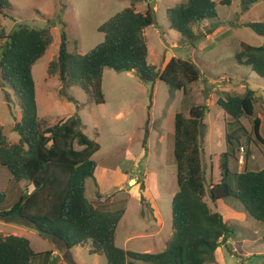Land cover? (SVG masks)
<instances>
[{
	"label": "trees",
	"instance_id": "trees-1",
	"mask_svg": "<svg viewBox=\"0 0 264 264\" xmlns=\"http://www.w3.org/2000/svg\"><path fill=\"white\" fill-rule=\"evenodd\" d=\"M260 1L240 0L243 11H249ZM219 5L231 7L232 0H182L168 10L170 29L197 49L200 26L208 23L209 30L214 32L222 27ZM13 10L8 0H0L1 15L7 18ZM156 25L154 9L149 7L146 13H140L134 7L126 8L99 27L105 40L86 55L71 52L63 32L58 58L49 64L48 73L58 76L64 89L81 88L96 105L106 103L103 76L107 69L135 73L146 84L159 80L171 92L187 94L190 86L201 82L203 74L189 60L173 58L161 72L149 64L145 30ZM240 27L264 38V22ZM0 39L5 40L0 53L1 78L16 93L22 110L21 121L14 127V133L19 135L17 143L10 144L0 128V167L10 172L12 184L22 186L28 182L27 188L31 189L13 205L5 194L0 195V220L28 225L57 250H61L59 243L70 252L89 245L90 254L104 256L107 264L215 263L223 244L235 238L234 229L218 211L220 205L232 200L264 226V168L250 170L246 166L243 172L231 170V161L238 160L237 153L243 145L247 146V162L255 155L254 149L264 147L261 119L256 111V106L262 108L264 104L253 90L248 89L243 96L220 98L216 103L226 117L227 151L221 156L219 183L212 178L209 182L202 164L201 139L207 127V107L193 106L189 117L182 113L175 116L178 192L172 202L173 238L161 253L127 251L116 245V231L125 210L108 211L86 197L88 180L96 181L98 166L94 157L100 145L84 133L78 114L51 127L39 116L33 69L52 45L50 29L24 26L6 35L0 25ZM235 60L264 79V44H241ZM61 94H65L64 90ZM148 138L149 131L143 143L145 148ZM206 197L216 211L210 208ZM98 199L101 200L100 194ZM50 254L35 252L25 237H5L0 233V264H33Z\"/></svg>",
	"mask_w": 264,
	"mask_h": 264
},
{
	"label": "rangeland",
	"instance_id": "rangeland-1",
	"mask_svg": "<svg viewBox=\"0 0 264 264\" xmlns=\"http://www.w3.org/2000/svg\"><path fill=\"white\" fill-rule=\"evenodd\" d=\"M8 1L14 10L8 13L10 16L7 18L0 14V25L6 35L24 26L50 29L52 45L33 69L39 116L47 120L51 127L78 114L84 124V133L100 145L101 149L94 157L98 166L96 181L88 180L86 197L108 211L125 210L116 231V245L137 253L165 251L174 235L172 202L178 192L174 156L175 116L182 113L189 117V110L193 106L207 107V127L201 139L202 164L206 178L219 183L222 179L221 156H216L225 150L226 133L225 115L217 107L215 98L243 96L245 91L251 89L264 104V79L235 60L241 44L253 47L264 44L263 37L249 28L240 27L264 22V0L249 11H243L240 0H232L231 7L219 5L222 35L210 31L209 24L204 23L198 32L208 48L201 50L185 43L178 32L170 29L168 10L181 0ZM131 7L140 13H146L149 7L156 10L157 25L145 30L150 52L149 64L161 72L173 58L192 61L203 74L202 83L190 86L188 93L184 94L183 91L171 92L159 80L146 84L135 73H117L107 69L103 76L106 103L96 105L81 88L64 89L58 76L49 75L48 67L58 58L63 32H66L70 42V51L86 55L105 40L99 27ZM4 41L0 39V53ZM224 79H231L230 87H221L216 92L217 96L213 95V83H222ZM63 90L64 95L61 94ZM256 111L263 119L264 107L256 106ZM21 118L19 98L2 81L0 73V128L10 144L19 141L14 127ZM245 124L248 126L249 121ZM147 131L149 138L145 148L143 143ZM262 133L264 135V130ZM242 148L244 152L240 149L238 160L231 161L233 172H243L248 166L245 158L247 146L243 145ZM254 154L255 160L251 158L250 164L256 167L250 165L249 169L264 168L261 163L264 160V147L254 149ZM11 180L10 172L0 167V195L5 194L8 203L13 205L31 189L27 188L28 182L16 186ZM99 194L101 200L98 199ZM206 202L216 211L208 197ZM218 211L234 229L235 238L224 243L216 254V262L209 264H264V226L233 200L220 205ZM0 233L5 237L15 235L29 239L33 250L38 253L58 251L52 242L40 237L28 225L0 220ZM58 245L61 247L59 257L53 259L52 264H107L104 256L90 254L89 245L72 253L63 244Z\"/></svg>",
	"mask_w": 264,
	"mask_h": 264
},
{
	"label": "crops",
	"instance_id": "crops-1",
	"mask_svg": "<svg viewBox=\"0 0 264 264\" xmlns=\"http://www.w3.org/2000/svg\"><path fill=\"white\" fill-rule=\"evenodd\" d=\"M182 1V0H181ZM215 2H218L219 3V1L220 0H214ZM156 11V10H155ZM201 27V26H200ZM203 27V26H202ZM216 33H221V29H219L218 31H216ZM215 33V34H216ZM221 35H222V33H221ZM209 37V36H208ZM207 41V40H206ZM200 43H198V47H197V49H199V50H201V49H207L208 47V45L206 46V42H203L202 41V39H200V41H199ZM222 80V79H221ZM228 81H229V83H227L228 81H225V79L222 81V83H220V81H215L214 83H213V88H212V90L213 91H215V94H213V95H216L217 96V90L219 91V88H221V87H226V88H229L230 87V85H231V79H227ZM202 82H203V80H202ZM202 82H200V83H202ZM219 84V85H218ZM211 85H212V83H211ZM247 91H245V93H246ZM244 93V94H245ZM243 94V95H244ZM210 96H212V94L210 95ZM220 99V97H216L215 98V102L217 103V101ZM225 117V116H224ZM260 119H261V129H260V134H261V136H262V138H264V135H263V130H264V118L262 119V117H260ZM225 120H226V117L224 118V125H225ZM224 131H225V127H224ZM224 141H225V135H224ZM224 145H225V150H223V152L220 154V155H217L216 157L218 158V156L220 157V156H222L227 150V147H226V142H224ZM252 159H254L255 160V156H253L252 157ZM251 160H249L248 161V163H247V165H248V167L250 168V165L252 166V167H256L254 164H250L251 162H250ZM261 163L262 164H264V160H261ZM263 169V168H262ZM262 169H255V170H262ZM240 172V171H239ZM11 182H12V180H11ZM130 183H132V181L130 182ZM175 196V195H174ZM76 249H78V248H76ZM52 251V250H51ZM51 251H47V252H50L51 253ZM59 251V250H58ZM52 252L51 254H50V256H44L43 258H40V259H38V260H36V262L34 261L33 262V264H52V261H53V259H58V257H59V252ZM74 251V250H73ZM72 251V252H73ZM71 252V253H72ZM96 256V255H95Z\"/></svg>",
	"mask_w": 264,
	"mask_h": 264
},
{
	"label": "built area",
	"instance_id": "built-area-1",
	"mask_svg": "<svg viewBox=\"0 0 264 264\" xmlns=\"http://www.w3.org/2000/svg\"><path fill=\"white\" fill-rule=\"evenodd\" d=\"M241 150H242L241 152H244V149H243V148H241ZM240 160H241L240 162H241V163H243V161H244V156H243V157H241V159H240Z\"/></svg>",
	"mask_w": 264,
	"mask_h": 264
}]
</instances>
